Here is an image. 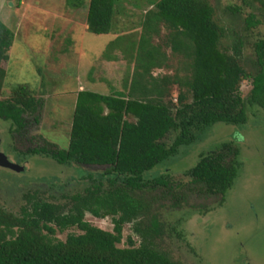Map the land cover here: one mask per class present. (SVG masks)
Segmentation results:
<instances>
[{"label":"trees","instance_id":"16d2710c","mask_svg":"<svg viewBox=\"0 0 264 264\" xmlns=\"http://www.w3.org/2000/svg\"><path fill=\"white\" fill-rule=\"evenodd\" d=\"M115 2L66 0V6L78 10L87 3V31L106 35L114 26ZM154 5L144 13L124 91L112 95L79 91L67 148L46 143L26 151L59 165L108 169L98 179L91 174L82 177L84 187L61 201L35 190L24 196L17 211L0 203V264H180L158 243L164 234L162 211L195 209L190 203L194 191L215 198L217 204L224 201L237 176L239 149L231 142L202 155L183 173L188 181H174L167 174L145 180V175L179 148L194 143L202 129L216 123L245 124L247 107L264 110V39L250 40L251 31L264 25V0L222 7L239 26L232 54L221 48L226 28L210 0H159ZM162 29L167 31L163 44L155 45ZM118 40L108 47H117ZM13 41V32L0 20V120L19 134L26 129L27 116L37 122L42 101L25 85L2 98L6 76L2 63L8 60ZM248 44L253 54L250 70L241 58ZM163 48L180 57L179 70L153 76V70L169 67ZM243 83L248 84L246 96ZM171 133L174 138L168 145ZM86 214L109 218L112 231L91 225ZM126 224H131L138 244L128 237L127 247L120 248ZM72 228L80 233L68 234L64 241L55 237Z\"/></svg>","mask_w":264,"mask_h":264},{"label":"rangeland","instance_id":"374dc122","mask_svg":"<svg viewBox=\"0 0 264 264\" xmlns=\"http://www.w3.org/2000/svg\"><path fill=\"white\" fill-rule=\"evenodd\" d=\"M157 1L116 0L112 31L94 35L85 28L87 3L72 10L67 8L66 0H0V20L14 34L8 60L2 63L6 71L2 98L10 97L19 85H25L42 101L37 122L33 116H27L24 132L17 134L9 122L0 120V153L11 165H0V203L6 208L17 211L24 196L35 190L61 201L64 195L84 187L86 182L82 177L91 174L98 179L108 169L59 165L43 156L30 157L26 151L46 143L67 148L79 91L102 95L124 91V79L133 71L130 58L137 50L144 13L155 8ZM210 2L220 24L226 28L221 48L232 54L234 31L239 26L223 14L222 7L242 4V0ZM165 34L167 31L162 29L161 36L155 37L153 43L162 45ZM115 39H119L118 46L109 48ZM257 39H264V25L251 31L250 40ZM251 47L248 44L241 55L247 70L251 69L253 58ZM163 50L169 57V67L153 70V76L173 75L179 70L180 57ZM104 60L120 61L107 65ZM80 85L86 89H78ZM241 90L246 96L248 84L243 83ZM176 93L175 89L171 92L173 103ZM196 134L194 143L179 148L177 154L146 173L145 180L167 174L174 181H188L183 173L202 155L227 142L239 149L237 176L221 204L194 191L190 203L195 209L163 210L159 221L164 234L159 245L180 264H264V110L247 107L245 124L216 123ZM173 138L171 133L166 143L169 145ZM85 221L105 231L113 229L109 218L98 219L86 214ZM79 233L72 228L57 232L55 237L64 241L68 234ZM128 237L138 244L131 224L124 225L118 247H127Z\"/></svg>","mask_w":264,"mask_h":264},{"label":"water","instance_id":"95a60500","mask_svg":"<svg viewBox=\"0 0 264 264\" xmlns=\"http://www.w3.org/2000/svg\"><path fill=\"white\" fill-rule=\"evenodd\" d=\"M0 165L3 167H11V165L4 159L1 153H0Z\"/></svg>","mask_w":264,"mask_h":264},{"label":"crops","instance_id":"0c3cea01","mask_svg":"<svg viewBox=\"0 0 264 264\" xmlns=\"http://www.w3.org/2000/svg\"><path fill=\"white\" fill-rule=\"evenodd\" d=\"M86 15H87V13H86ZM85 28H86V30H87V25H85ZM118 59H119V58H118ZM117 61H120V60H117ZM117 61H108V60H104L103 63L105 62L104 64H107V65L110 64V65H111V64H114V63L117 62ZM123 87L125 88V86H123ZM84 88L86 89V87L80 85L78 89H84Z\"/></svg>","mask_w":264,"mask_h":264}]
</instances>
